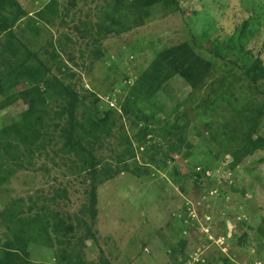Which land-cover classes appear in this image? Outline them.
<instances>
[{
	"label": "rangeland",
	"instance_id": "374dc122",
	"mask_svg": "<svg viewBox=\"0 0 264 264\" xmlns=\"http://www.w3.org/2000/svg\"><path fill=\"white\" fill-rule=\"evenodd\" d=\"M12 1L23 12L11 29L19 52L1 53L11 63L22 46L39 53L53 87L39 127L44 148L0 141V244L16 206L24 218L47 217L51 245L31 247L32 264H264V149L230 169L245 139H264V71L254 64L264 68V0H175L180 11L158 4L140 27L106 37L98 27L110 0ZM205 35L222 42L219 59ZM184 44L210 64L202 82L175 77L136 101L131 88L158 53ZM59 84L71 97L58 95ZM25 110L0 111V131ZM90 118L105 123L96 141L80 143L88 158L62 138L79 136ZM92 191L90 220L81 215ZM54 225L70 231L56 238ZM87 231L94 239L82 240Z\"/></svg>",
	"mask_w": 264,
	"mask_h": 264
},
{
	"label": "trees",
	"instance_id": "16d2710c",
	"mask_svg": "<svg viewBox=\"0 0 264 264\" xmlns=\"http://www.w3.org/2000/svg\"><path fill=\"white\" fill-rule=\"evenodd\" d=\"M158 4H162L164 7H173L175 10L180 11L179 4L175 0H110L101 11L98 33L102 37L126 34L140 27L149 17V10ZM3 14L6 15L4 16ZM21 15H23V12L16 7L12 0H0V35L6 34L7 39V41H4L5 43H2L4 47L0 48V59H2L0 66L3 69L0 73V111L6 110L17 103H21L26 107V110L17 116L15 122L0 131V141L3 143L4 140L8 139L9 141H6L7 147H11L12 142L22 146L36 144L35 150H38L44 148L42 142L38 143V140L40 137L39 127L42 124V116L44 115L45 96L49 93L48 90L53 87L52 83L47 80V76H50L48 74L49 69L42 61H39V58H41L39 53L32 51L29 47L22 46L21 51H23V54L20 56L21 59L14 63H11L8 57L1 53L3 50L8 55L19 52L16 46V42L19 43V41L15 40L13 42L10 40H13L11 29L21 18ZM245 26L246 23L244 24ZM75 30L78 31V29ZM242 33H244V30ZM204 40L211 45V48L207 49L208 53L219 59L222 42L216 41L213 43L207 35L204 36ZM50 56L44 62L48 63L50 58H54L53 55ZM32 62L34 65H32ZM254 64L259 73L263 74L264 68L258 57L255 59ZM209 72L210 64L206 60L199 58L188 44L165 49L158 53L152 63L138 78L135 85L131 88V96L139 102L148 101L175 77L182 79L189 87L194 88L202 82ZM53 81L56 82L55 80ZM58 86L63 92V94L59 93V96L69 95L71 97L68 89L60 84ZM88 123L89 125L83 128L79 136H74L71 132H67L71 137L64 133L65 135L62 139H64V148L91 158L89 149L81 146L80 143L88 138L96 141V133L104 126L105 120L104 118H97V120L90 118ZM63 131L66 132V130ZM73 140L76 142H73ZM225 142L229 145L231 142L237 143L235 137H229ZM179 144L187 149L190 147L184 142V139H179ZM128 145L131 144L128 143ZM262 149H264L263 138L245 139L243 144L232 152L230 169H233L242 159L252 156L255 151ZM5 150L7 151L8 149ZM153 150L155 151L154 148ZM133 153L132 148H130L125 150L122 155L131 159L134 157ZM155 154L151 159L159 167L161 164L159 160L157 162L154 160V156H157ZM91 173L94 175V170ZM56 194L60 197L63 192ZM88 203V206L83 207L85 213L81 216H87L90 220H93L95 217L93 207L96 205L94 191L91 192ZM15 208L16 206L8 211V217L4 223V227L9 232V238L0 244V264H32L29 260L28 250L36 245L44 249L49 248L51 245L52 240L49 236L47 217L31 216L24 218L21 216V210L17 211ZM75 220L77 227L86 225L83 217ZM52 229L56 238L62 231H70V228L60 230L57 225L52 226ZM257 232L264 235V218ZM84 239H94V235L87 231L82 240ZM242 239L239 241H242Z\"/></svg>",
	"mask_w": 264,
	"mask_h": 264
}]
</instances>
